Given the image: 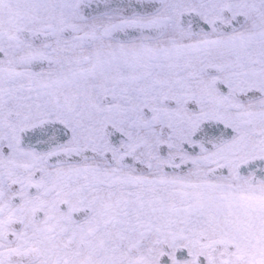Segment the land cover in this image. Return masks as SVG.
Returning <instances> with one entry per match:
<instances>
[{
  "label": "snow or ice",
  "instance_id": "snow-or-ice-1",
  "mask_svg": "<svg viewBox=\"0 0 264 264\" xmlns=\"http://www.w3.org/2000/svg\"><path fill=\"white\" fill-rule=\"evenodd\" d=\"M0 264H264V0H0Z\"/></svg>",
  "mask_w": 264,
  "mask_h": 264
}]
</instances>
